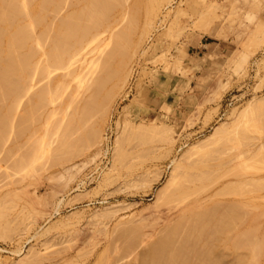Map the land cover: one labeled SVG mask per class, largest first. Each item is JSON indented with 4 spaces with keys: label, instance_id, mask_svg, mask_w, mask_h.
Here are the masks:
<instances>
[{
    "label": "rangeland",
    "instance_id": "1",
    "mask_svg": "<svg viewBox=\"0 0 264 264\" xmlns=\"http://www.w3.org/2000/svg\"><path fill=\"white\" fill-rule=\"evenodd\" d=\"M59 1L62 5L60 8L58 3L59 14H53L57 10L56 2L44 10L47 21L52 18L51 22L56 21L57 25L75 8H82L87 0ZM68 1L74 3L68 5ZM124 1L121 2L124 7L117 4L114 13L108 16L109 25L106 22L99 25V29L95 28L91 35L93 38L89 35L77 51L65 58L60 69L59 66L54 68L55 65L48 67L46 54L40 55L39 61L43 56V63L40 61L37 67L43 68L41 64L46 62L44 67H48L49 72L45 71L48 77L42 74L45 80L41 79L38 84L42 75L37 73L39 68L32 67L34 69L29 75L33 76H28L29 82L26 80L27 84H23L27 90L25 94L32 93L16 98V103L19 102L17 107L15 102L11 104L15 103L14 107H10L11 99L0 101L3 109L9 106L12 112L15 110V114L9 111L11 116L20 115L21 120L30 113L26 112L29 106L34 111L33 103L41 101L42 97L36 101L33 93L39 90L43 93L44 89L46 95L40 103L44 104H39L41 108L37 105L41 115L35 111L39 119L38 116L34 119V114L31 116L36 123L33 124L31 118L32 122L28 123L27 116L23 117L26 123L21 121L28 125L22 126V130L25 127L22 134L21 129L14 130L19 123L22 125L21 122L15 124L18 118L10 116L14 120L9 121L14 135L8 123L5 125L8 131L3 132L7 133L6 137L1 136L6 143L2 140L3 148L0 149V264H146L148 256L152 254L150 257H153V252L158 249L163 252L162 243L164 240L167 242L173 225L179 224L178 221L168 224L176 217L168 213L159 199L172 189L169 181L175 164L183 162L182 159L195 151V147L196 151L210 149L219 144L215 145L217 141L224 140L225 143L233 142L230 144L232 150L228 144H224L228 149L223 147L227 152L231 150L229 157L225 151H220L228 157L224 158L227 162L231 160L226 168L237 169L233 170L237 179L235 188L234 184L232 187L234 191L230 190V193L237 188L236 191L242 193L220 196L222 202L218 206L226 205V208L229 205L230 208L229 199L232 198L234 206L237 204L239 208H235L236 214H240L239 220L247 221L239 224L235 232L227 233L232 239H227L228 248L221 245L210 255L207 253L204 263L264 264V250L261 252L264 248V235H261L264 234V167L256 169L260 163L264 166V157L256 155L255 164L251 165V158L258 154L254 151L261 152L264 146V0ZM41 13L45 14L43 10ZM60 14L61 17L66 16L65 19L58 17ZM52 23L54 27L50 29H55ZM41 30L43 27L38 25L35 33ZM45 37L49 39L42 40L43 49L49 48L53 38ZM116 38L123 39L120 43L124 46L119 44L115 47ZM41 46L39 43L34 47L41 50ZM38 74L37 81L35 76ZM101 78H107L104 84ZM48 79L52 80L51 83ZM19 93L21 96L22 91ZM25 98L30 99L27 102ZM24 99L26 102H22ZM22 103L26 105L21 106ZM23 110L25 115H21ZM236 132L242 134L241 137ZM228 136L232 139L227 140ZM242 151L247 152H244L245 160L239 158ZM240 159L242 163H238ZM246 166L259 173H252ZM238 176L243 178L239 180ZM247 179L252 180L246 184ZM253 181L257 183L254 185ZM255 186H259V190H254ZM248 187L254 191L249 192ZM249 198L250 201H246ZM191 220L185 221L184 218V223L190 225ZM246 223L250 228L256 223L259 225L250 229L248 225L245 227ZM244 228L250 229V233H243ZM172 230L177 231L174 227ZM181 230L179 228L178 231L184 232L183 237L171 232L175 239H169L163 252H168L169 256L166 254L167 257L164 255L162 259V254V257L155 258L157 261L161 258V262L166 258L167 261L160 264H173L170 263L172 253L177 255L179 246L189 253L191 245L195 253L187 255L192 253L191 257L196 262L194 256L198 254L200 243L186 240L184 236L189 230ZM253 230L256 236H253ZM242 233L245 237L251 235L250 242L249 238L241 237L244 236ZM237 235L243 238L237 239L247 241L239 240L247 247L237 243L239 241L234 238ZM252 236L254 241H251ZM231 243L238 244L235 250ZM249 246L253 250H248ZM256 247L259 251H254ZM153 248L158 249L153 251ZM182 248L179 251L183 253ZM200 250L203 251L202 248ZM182 253L178 252L179 256ZM187 255L184 253L185 257ZM255 256L258 257L257 262L254 261ZM143 257L148 258L143 260ZM156 260L151 261L158 264Z\"/></svg>",
    "mask_w": 264,
    "mask_h": 264
},
{
    "label": "bare ground",
    "instance_id": "2",
    "mask_svg": "<svg viewBox=\"0 0 264 264\" xmlns=\"http://www.w3.org/2000/svg\"><path fill=\"white\" fill-rule=\"evenodd\" d=\"M73 1H76V0H73ZM84 1V0H83ZM120 1V3H118ZM152 1H154V0H152ZM56 2V3H55ZM122 0H87V1H85V5H84V2H83V7L82 6H80V7H82V8H79V10H76L77 8H75V10H73L72 12H71V14H69L68 12H66V13H68L69 15V18H68V16L66 17V16H64V17H66V19L64 18V17H61L62 15L60 14V16H58V17H61V18H64L65 20H63L62 19V22H58V25H57V23H55V22H53L54 24H55V29H52L54 26L53 25H51V21H53L52 20V18L50 19V21H47V18H46V12L44 11L46 8L48 9L49 8V6H52V5H54V3H55V9H57L56 10V12L58 11L59 12V10H58V8L60 7H57L58 6V3L61 5V3H60V1L59 0H0V101L1 100H5V102L7 101V100H9V99H11L12 101H10V107L11 106H13L14 107V104L16 103V98H18V97H24L25 95H27V94H25V93H27V90H25L24 88H23V86L24 85H26L27 83H26V80L29 78L28 76H31V75H29V72H30V70L31 69H34V68H32V67H36V68H39V67H37V65L39 66L40 64H38L40 61L43 63V60H42V58H44L43 56L41 57V60L39 61V58H40V55H42V54H46V56H45V60L48 62V67H50V68H53L54 67V65H55V67L54 68H56V66H59V69H60V64L62 65V64H64L63 63V61L65 60V58H67L68 59V57H69V54L72 52L73 53V51L75 50V51H77V48L78 47H80V45H81V43L85 40V39H87L88 38V36L90 35H92L93 36V34L94 33H92L93 32V30L96 28V30H97V28L99 29V25H103V24H105L107 21H109L107 18H108V16L110 15V13L112 12V13H114L113 12V9L115 8V7H117L118 5L117 4H119V6L121 7L122 6ZM123 2L125 3V1L123 0ZM70 3H74V2H69L68 1V5H70ZM78 3V2H77ZM123 3V4H124ZM152 3V2H151ZM121 4V5H120ZM133 4V3H132ZM67 5V6H68ZM73 5H76V3L75 4H73ZM54 6H53V8H54ZM64 7H66V5L64 6ZM68 7H70V6H68ZM75 7V6H74ZM122 7H124V6H122ZM27 8H28V10H27ZM53 8L51 9V10H53ZM60 8H62V5H61V7ZM59 8V9H60ZM67 8V7H66ZM137 8V7H136ZM47 9H46V11H47ZM54 9V10H55ZM29 10H31V11H29ZM42 10H43V12L45 13V14H42L41 12H42ZM53 10V11H54ZM65 10V9H64ZM128 10V9H127ZM133 10V9H132ZM140 10V9H139ZM53 11H52V13H53ZM135 11H137L136 9H135ZM55 12V13H56ZM53 13L54 15H57V14H59V13ZM48 13H50V14H52L51 12H48ZM48 13H47V15H48ZM135 13V12H134ZM130 14V13H129ZM67 15V14H66ZM111 16H113V15H111ZM52 17H53V15H52ZM55 17V16H54ZM110 17V16H109ZM49 18V17H48ZM135 18V17H134ZM58 20H61L60 18L58 19ZM133 21V20H132ZM137 21V20H136ZM135 21V22H136ZM49 22H51V23H49ZM52 23V24H53ZM110 23V22H109ZM112 23V22H111ZM50 24V25H49ZM42 26L43 27V30H41L39 33H35V28H36V26ZM96 25H98V27L96 26ZM106 25H109L108 24V22H107V24ZM51 26H53L51 29H50V27ZM101 27H103V26H101ZM107 28H108V26H107ZM106 28V29H107ZM53 30V31H52ZM105 30V29H104ZM103 30V31H104ZM94 32H96V31H94ZM123 33V32H122ZM121 33V34H122ZM96 34V33H95ZM121 34H119V35H121ZM45 36H50V38L51 37H53V38H51V45H48V47L49 48H47V49H43L42 47L43 46H41V43L43 44V42H45V39H47L48 37H45ZM91 36V37H92ZM116 37H118L117 35H116ZM120 37V36H119ZM118 37V38H119ZM93 38V37H92ZM44 39V41L42 42V40ZM49 39V38H48ZM115 39V38H114ZM117 39V38H116ZM120 39V38H119ZM118 40V39H117ZM122 40L123 39H121V41L120 40H118L117 41V43H116V41H115V47H117L116 45H118L119 46V44H121L120 42H122ZM48 41H46V43H47ZM124 42V41H123ZM39 43H40V46H41V48L43 49H41L40 50V48H37V50H36V47H34L36 44H38L39 45ZM84 43V42H83ZM82 43V44H83ZM125 43V42H124ZM47 44H50L49 42L47 43ZM47 44L45 45V48H46V46H47ZM122 46H124V44L122 43L121 44ZM120 45V46H121ZM121 46V47H122ZM39 47V46H38ZM81 50V49H80ZM74 51V52H75ZM71 56V55H70ZM66 59V60H67ZM49 60H50V62H49ZM68 61V60H67ZM44 63V64H45ZM44 64H41L42 65V67L43 68H39L38 70L39 71H37V73L39 72V74H43V75H45V77L47 76V74H45V71H47L48 69V67H44ZM49 64H50V66H49ZM52 64V65H51ZM121 64H123V63H121ZM35 65V66H34ZM53 66V67H52ZM64 67H65V65H63ZM74 66V65H73ZM58 68V67H57ZM41 69H43V70H41ZM45 69V70H44ZM58 69V70H59ZM63 69V68H62ZM61 69V70H62ZM35 71V70H34ZM40 71H42V72H40ZM55 71V70H54ZM47 72H49V70L47 71ZM56 72H58V71H56ZM73 72V71H72ZM31 73H33V72H31ZM30 73V74H31ZM36 75L35 77H37V78H35V79H37V81H38V77H40V75ZM68 74V73H67ZM73 74V73H72ZM43 75L41 76V77H43ZM33 76V75H32ZM31 76V77H32ZM52 76H54V75H52ZM70 76V75H69ZM30 77V78H31ZM40 77V79H39V83L38 84H40V80L41 79H44L45 77H43V78H41ZM48 77V76H47ZM76 77V76H75ZM77 78V77H76ZM52 79V78H51ZM104 79L105 78H103V80H102V78L100 79V80H102L101 81V83L104 81ZM107 79V78H106ZM105 79V80H106ZM28 80H30V79H28ZM27 80V81H28ZM45 80V79H44ZM47 81H49V79L47 80ZM50 81H52V80H50ZM49 81V82H50ZM29 82V81H28ZM30 82H32V79H31V81ZM34 82V81H33ZM42 82H43V80H42ZM45 82V81H44ZM105 82V81H104ZM104 82H103V84H104ZM24 83H26V84H24ZM51 83V82H50ZM98 83H99V81H98ZM24 84V85H23ZM28 85H30V83L28 84ZM36 85V84H35ZM50 85V84H49ZM100 86H102V84H100ZM104 86V85H103ZM36 87V86H35ZM34 87V88H35ZM38 87V86H37ZM42 87V86H41ZM22 88V89H21ZM27 88H29L28 86H27ZM44 88V87H43ZM46 88H47V86H46ZM101 88V87H100ZM23 89H24V91H26V92H24L23 91ZM33 89V88H32ZM36 89V88H35ZM34 89V90H35ZM38 89H39V87H38ZM48 89V88H47ZM29 90V89H28ZM20 91H22V93H24V94H22L21 93V96H20ZM30 91H33V90H30ZM38 91V90H37ZM43 91V93L42 92H40V90L38 91V92H40L39 93V95L35 92V93H33L36 97H37V99H36V101L38 100V98H40V97H42L41 98V101H42V99H44V97L46 96L45 94H44V89L42 90ZM49 91V90H48ZM32 92H30V94H31ZM47 93V92H46ZM19 94V95H18ZM30 94H29V92H28V95L27 96H30ZM40 94H42V95H40ZM22 95H24V96H22ZM47 95H48V93H47ZM34 97V96H33ZM33 97H31V98H33ZM14 99V100H13ZM26 99V98H25ZM25 99H24V101H22V102H28V99H30V98H27L26 99V101H25ZM21 100H23V99H21ZM32 100V99H31ZM40 100V99H39ZM19 101V100H18ZM41 101H38V102H36V104H34L33 103V107H35V108H33L34 109V111L32 110H30V106H29V110L27 109L26 110V112L28 111V112H30L29 114H27V115H25V113H24V111L25 110H23V113H21V115H25V116H27V117H25V116H23V117H25V118H27L26 119V121L29 123H31L32 121H33V124L34 123H36V122H34V119H36L37 118V116L38 115H36V114H38V113H36V112H39V111H37V109L38 110H40V105H43V104H40L41 103ZM45 101V100H44ZM13 102H15L13 105H11ZM43 102V101H42ZM46 103V102H45ZM6 104V103H5ZM8 104V105H9ZM17 104H19V102L18 103H16V105H15V107H17L18 105ZM25 103H22L21 104V106L22 105H24ZM28 104V103H27ZM40 104V105H39ZM7 105V104H6ZM26 105V104H25ZM37 105H39V107L37 108ZM20 106V107H21ZM4 107V106H3ZM7 107V106H6ZM12 107V108H13ZM11 108V109H12ZM23 108H25V106L23 107ZM22 107H21V109H23ZM13 110V109H12ZM20 110V109H19ZM12 112L11 110H10V108H9V106H8V108H6V109H3L2 108V106H0V133H1V130H3V127H4V130L2 131V133L7 129H5V125L6 124H8L9 123V121H10V119H11V121L13 122L14 120H12V118L11 117H13L14 118V115L13 116H11V114L13 113V112H15V110H13V112L10 114V112ZM36 111V112H35ZM8 112H9V114H8ZM27 112V113H28ZM19 113V112H18ZM43 113V112H42ZM8 114V118H6V116L5 115H7ZM13 114H15V113H13ZM32 114H34V119L31 117V116H33ZM39 114H40V112H39ZM41 115V114H40ZM5 116V117H4ZM11 116V117H10ZM19 117H20V115H18ZM30 116V117H29ZM19 117H17V116H15V118L14 119H17L16 120V122H14L15 124L19 121V122H21V124L22 125H20V123L18 124L19 126H16L15 127V125H14V123H13V125H14V127H15V129L14 130H16V129H21V128H23L22 126H25V123H26V121H25V118H24V120H22L23 119V117H21V120L22 121H24V122H22L20 119H19ZM41 117V116H40ZM32 119V121H31V119ZM9 119V120H8ZM37 119H39V116H38V118ZM7 121L8 120V122H4V121ZM35 121H40V120H35ZM4 122V123H3ZM12 122H10L9 123V130H11L12 128H11V126H12ZM24 123V124H23ZM237 124V123H236ZM3 125V126H2ZM11 125V126H10ZM28 125V124H27ZM26 125V126H27ZM25 126V127H26ZM32 126V125H31ZM18 127V128H17ZM20 127V128H19ZM25 127H24V129L23 130H25ZM29 127V126H28ZM233 127V126H232ZM239 127V126H238ZM237 127V128H238ZM241 127V126H240ZM236 128V129H237ZM243 128V127H242ZM30 129V128H29ZM247 129V128H246ZM22 129H21V133L23 134L25 131H23ZM225 130V129H224ZM224 130H222V133H223V131ZM228 130V129H227ZM244 130V129H243ZM248 130V129H247ZM246 130V131H247ZM6 131H8V129L6 130ZM28 131V130H27ZM229 131V130H228ZM245 131V132H246ZM10 132H14V131H10ZM225 132V131H224ZM230 132V131H229ZM234 132H235V130H234ZM233 132V133H234ZM245 132H243V133H245ZM249 132V131H248ZM1 133V134H2ZM20 133V134H21ZM219 133V132H218ZM220 133H221V130H220ZM226 133V132H225ZM236 133H238L239 134V132H236ZM240 133H241V131H240ZM247 133V132H246ZM0 134V137L2 136V137H6L5 136V134H7V133H3V135H1ZM8 134H9V132H8ZM19 134V133H18ZM21 134V135H22ZM227 135H228V133H226ZM225 134V135H226ZM238 134H236V135H238ZM248 134V133H247ZM251 134V133H250ZM12 135H14V133L12 134ZM16 135V134H15ZM222 135V134H221ZM240 135V134H239ZM242 135V134H241ZM241 135L239 136V137H241ZM218 136H220V135H218ZM248 136V135H247ZM247 136H243V137H247ZM0 138L1 140H0V143H1V145H0V149L1 148H3V147H1V146H3V141L2 140H4V142L6 143V140L4 139V138ZM18 137H20V135L19 136H17V138ZM221 137V136H220ZM223 137V136H222ZM226 137V136H225ZM238 137V136H237ZM9 138V137H8ZM218 139H219V137H217ZM216 138V139H217ZM224 138V137H223ZM228 138V139H227ZM226 139L227 140H231L232 139V137H230L231 139H229V136L227 137ZM235 138V137H234ZM8 140V139H7ZM11 140V139H10ZM213 140H214V138H213ZM223 140V139H222ZM2 141V142H1ZM212 141V140H211ZM225 141V140H224ZM216 142L215 143V145L217 144V143H219L216 147L215 146H211V148L209 149V147H207L206 149H203V150H198V151H196V147L194 148L195 149V151L193 150V151H191L192 153H190L189 152V156L187 155V158L185 159H182V160H184L183 162L181 161V162H179V161H177V162H179V163H176L175 164V167H174V171H173V175H171V180L169 181L170 182V186H172V189L171 190H169V193H167V194H164L163 196H162V198H159L160 199V204L168 211V213H171L174 217H176V219L174 220V218L172 219L173 221H172V223H171V221H170V223H168V224H174V223H177V221L179 222V224L177 223V224H175L176 225V227H175V225H173V227H174V229H176L177 231L179 230V228H180V230H181V228H182V230L181 231H185V229H187V230H189L188 231V233L187 234H185L186 236H184V237H187V239L186 240H188V239H191V241L193 240V241H195V242H197L198 244L200 243V248L199 247H195V248H199V251H197V253L198 254H194L195 256L194 257H196L197 259H196V262L195 261H193V259H192V257H193V252H194V247H192L193 245H191V246H189V248L188 247H186V248H188L189 249V253L190 252H192L191 253V255H192V257H191V255H187V254H189V253H187L186 251H184V250H186V249H183L182 248V246H179L178 247V249L176 250L177 251V255H178V257H177V255L175 254V252L174 253H172L174 256H175V258L176 259H172V258H174L173 257V255L170 257L171 258V261L170 260H168V261H170V263L172 262L173 264H175L176 263V261H178V260H181V261H178L180 264H205L206 263V261H205V255H207V253H208V255H210L209 253L210 252H212L213 253V250L214 249H216L217 247H219V246H223L224 247V245H225V248L227 247H229V245H228V240L230 239V238H228V236H227V233L228 232H230V231H232V233L233 232H235L234 230H236L237 229V227L239 226V224H243L244 222H246L247 221V219H245V220H243L242 222H241V220H239L240 219V217H238V214L239 213H237L236 214V212H237V210L236 209H239V208H237L236 207V205L234 206V201H233V199L231 198V199H229V201H230V203H228V204H230L231 206H230V208L227 206L226 208H225V206H224V208H222L221 206L219 207L218 206V203L220 204L222 201H220L221 200V198H220V196H222V195H224L225 196V194L226 195H230L231 193V191L230 190H232V192L234 191L233 189H232V187H233V184L236 182L235 181V179H237L236 177H237V175H236V171L234 172L235 173V175H234V173H233V170H237L236 169V167H235V169H229V168H226V165H227V163L228 162H230L231 160L229 159V161L227 162V159L225 160L224 158H226L225 157V155H222V153L224 154V152H220L221 150H223V151H225V153H227L228 154V157H229V155H231V154H229V152H231V145L230 144H233V142L231 143L230 141V143H228V141H226L227 143H225V142ZM235 141V140H234ZM246 141H248V140H246ZM8 142H10V141H8ZM7 142V143H8ZM213 142V141H212ZM237 142V141H236ZM236 142H234V143H236ZM249 142V141H248ZM247 142V143H248ZM207 143V142H206ZM209 143V142H208ZM211 143V142H210ZM209 143V144H210ZM10 144V143H9ZM208 144V145H209ZM214 144V143H213ZM223 144V146H221V145ZM224 144H228V146H230V151L229 152H227L226 151V149H228V148H226V145H224ZM240 144V143H239ZM243 144V143H242ZM241 144V145H242ZM5 145V144H4ZM198 145V144H197ZM207 145V146H208ZM212 145V144H211ZM244 145V144H243ZM263 145V144H262ZM261 145V146H262ZM7 146V145H6ZM6 146H5V148H6ZM201 145H199L198 146V148L200 147ZM220 146L222 147V149L220 148ZM227 146V147H228ZM261 146H259V147H261ZM11 147V146H10ZM9 147V148H10ZM203 147H205L204 145H203ZM223 147H225V148H223ZM264 147V146H263ZM263 147H261L260 149H261V152H259L258 150L257 151H254V153H257L258 152V154H252V156L254 155L255 157H253V158H251V153H250V156H249V154H248V156L251 158V160H252V162H251V165H252V163H254L253 161H254V159L257 157L256 155H262V158L264 157L263 155H264V148ZM8 148V150H11V149H9ZM233 148V147H232ZM201 149H202V147H201ZM225 149V150H224ZM238 149V148H237ZM243 149H244V147H243ZM234 150V149H233ZM6 151H7V149H6ZM189 151V150H188ZM241 152V151H240ZM243 152V151H242ZM246 154H247V152L246 151H244ZM244 152H243V155H242V153L240 154L239 152V156H238V154L236 155V156H238L239 158H241V159H246V158H244L243 156H246V155H244ZM3 153H5V150L2 152V154ZM7 153V152H6ZM10 153V152H9ZM188 153V152H187ZM253 153V152H252ZM261 153V154H260ZM3 156V155H2ZM4 156H6V154H4ZM224 156V157H223ZM236 156H235V158H236ZM242 156V157H241ZM1 157V156H0ZM227 157V158H228ZM237 157V158H238ZM261 157V156H260ZM260 157H258V158H260ZM231 158V157H230ZM238 158V159H239ZM250 158H248V159H250ZM257 158V159H258ZM231 159H233L234 160V158H231ZM240 159V160H241ZM248 159H247V161H248ZM256 159V160H257ZM261 159V158H260ZM250 160V161H251ZM255 160V161H256ZM261 160H263V159H261ZM242 161L243 160H241V161H239L238 163H242ZM250 161H249V163H250ZM225 162H226V164H225ZM262 162V161H261ZM245 163V162H244ZM247 163V162H246ZM245 163V164H246ZM248 163V165L250 166V164ZM260 163V162H259ZM263 163H264V161H263ZM245 164H243V166L245 165ZM255 164V163H254ZM262 163H260V165H257L258 167L256 168V169H258L259 167L262 169L264 166H262L261 165ZM241 165V164H240ZM234 166V165H233ZM232 166V167H233ZM256 166V165H255ZM262 166V167H261ZM241 167V166H240ZM248 169H250V167H248V166H246ZM231 168V167H230ZM245 168V167H244ZM246 168V169H247ZM252 168H253V166H252ZM229 169V170H228ZM245 169V170H246ZM244 170V171H245ZM252 170H254V171H251V169H250V171L252 172V173H254L256 170H255V168L254 169H252ZM259 170V169H258ZM242 171V170H241ZM244 171H243V176H245L244 175ZM261 171V170H260ZM239 172V171H238ZM246 172V171H245ZM249 172V171H248ZM262 172V171H261ZM240 173V172H239ZM239 173H237V174H239ZM255 173H259V171L258 172H255ZM247 174V173H246ZM249 174H251V173H249ZM240 175V174H239ZM252 175V174H251ZM254 175V174H253ZM242 177V176H241ZM241 177L239 178V176H238V178H239V180L241 179ZM243 178V177H242ZM250 178V177H249ZM255 179V178H254ZM257 179V178H256ZM255 179V180H256ZM245 180H246V178H245ZM250 180V179H249ZM248 179H247V182H246V184L248 183V181H249ZM252 180V179H251ZM250 180V181H251ZM254 180V181H255ZM259 180H260V178H259ZM253 181V182H254ZM263 181V180H262ZM262 181H260V184L259 185H261L262 184ZM240 182V181H239ZM239 182H237V183H239ZM242 182V181H241ZM240 182V183H241ZM244 182V181H243ZM264 182V181H263ZM237 183H236V185H237ZM252 183V182H251ZM257 183V182H256ZM255 182L253 183L254 185L256 184ZM243 184V183H242ZM245 184V183H244ZM249 184H250V182H249ZM240 185V184H239ZM258 185V184H257ZM241 186V185H240ZM243 186V185H242ZM237 187H239V186H237ZM247 187V186H246ZM253 187V186H252ZM258 187L259 186H255V188H254V190L255 189H258ZM261 188H262V185L260 186ZM234 188H235V184H234ZM249 188V187H248ZM248 188H246V189H248ZM260 188V189H261ZM170 189V188H169ZM238 189V188H237ZM237 189H235V192L234 193H232L231 195H234L235 193V196H238V194H240V193H242L241 191L238 193L236 190ZM240 189V188H239ZM243 189L245 190V187H243ZM242 189V190H243ZM243 190V191H244ZM250 190H253L252 188H249V192H250ZM253 190V191H254ZM259 190V189H258ZM262 190V189H261ZM239 191V190H238ZM245 191H247V190H245ZM244 191V192H245ZM252 191V192H253ZM252 192L250 193L251 195H252ZM238 193V194H237ZM247 193V192H246ZM255 193V192H254ZM253 193V194H254ZM244 194V193H243ZM249 194V195H250ZM245 195V194H244ZM264 195V194H263ZM224 196H222V197H224ZM241 196V195H240ZM245 196H247V195H245ZM260 196H262V195H260ZM242 197H244L243 195H242ZM259 197V196H258ZM263 197V196H262ZM251 198H253V197H251ZM251 198H249L248 200L246 199V201H250V199ZM256 198V197H255ZM258 199V198H257ZM159 202V201H158ZM237 201H235V203H236ZM238 204H239V202H237ZM222 204H224V203H222ZM240 204H242V203H240ZM245 204V203H244ZM249 205V204H248ZM220 208H218V207ZM240 206V205H239ZM247 206V205H246ZM240 207H243V205L242 206H240ZM249 207V206H248ZM253 207V206H252ZM256 206H254V208H255ZM222 208V209H221ZM228 208V209H227ZM236 208V209H235ZM247 208V207H246ZM257 209V208H256ZM250 210V209H249ZM240 211V210H239ZM250 213V212H249ZM251 213H252V211H251ZM257 215V214H256ZM239 216H240V214H239ZM178 217V218H177ZM249 217L251 218V216L249 215ZM180 218V219H179ZM181 218H182V221H180L181 220ZM184 218H185V221H187V219L189 218V221H190V219H192L191 220V222H189L190 223V225L188 224V222H187V225H189V228H188V226L184 223L185 221H184ZM250 218H249V220H250ZM167 220V219H166ZM253 220H255V217H254V219ZM174 222V223H173ZM181 222L182 223H184V225L185 226H187V228H184V225L183 224H181ZM239 222V223H238ZM251 223H252V221H251ZM182 225V227H181V225ZM253 224H254V221H253ZM252 224V225H253ZM179 225V226H178ZM245 225V227H248L250 224H248V223H246V224H244ZM246 225H248V226H246ZM256 225H259V223H256L255 224V226ZM262 225V224H261ZM254 226V225H253ZM252 226V227H253ZM254 226V228H256ZM168 227V226H167ZM173 227H172V229H173ZM179 227V228H178ZM251 227V228H252ZM261 227V226H260ZM170 228V227H169ZM241 228V227H240ZM249 228H250V226H249ZM250 228V229H251ZM254 228H252V229H254ZM258 228V227H257ZM264 228V227H263ZM172 229H170L171 230V232H173V230ZM250 229H249V231H250ZM187 230H186V232H187ZM239 230V229H238ZM242 230V229H241ZM259 230V229H258ZM262 230V229H261ZM175 231V230H174ZM177 231H175V232H173L174 234L176 233V235H177V233H178V235H177V237H181L180 235H182L183 233L181 232H177ZM244 231H248V230H245V228H244V230H242V232L244 233ZM248 231V232H249ZM252 231V230H251ZM262 231H264V229L262 230ZM170 232V231H169ZM170 232V235L172 236V234L173 233H171ZM185 232V233H186ZM248 232H246V234H248ZM260 232V231H259ZM242 233V235H244ZM250 233V232H249ZM252 233H254L253 234V236L255 235L256 236V234H255V230H253V232ZM251 233V234H252ZM264 233V232H263ZM239 235L241 234V232L239 231V233H238ZM167 235V234H166ZM166 235H164V236H166ZM170 235H168V239H166L167 240V242L169 241V239L171 240L172 238H174L175 239V237L174 236H172L171 238H170ZM184 235V234H183ZM183 235H182V237H183ZM228 235H229V233H228ZM235 235H236V233H235ZM239 235H237V237L236 236H234V238H241V237H245V235L244 236H241V237H238ZM261 235H264V234H261ZM248 236V235H247ZM246 236V237H247ZM251 235H249V237H247V240H248V238H249V242H250V237ZM253 236H252V239H251V241H254L253 240ZM258 236V235H257ZM230 237H232V236H230ZM246 237H245V239H246ZM262 237V236H261ZM261 237H260V235H259V239H261ZM233 238V239H234ZM257 238V237H256ZM162 239H163V237H162ZM161 239V240H162ZM164 239H165V237H164ZM163 239V240H164ZM185 239V238H184ZM228 239V240H227ZM235 239V241H242L241 239H243V238H241V239H237L236 240ZM244 239V240H245ZM264 239V238H263ZM185 240V241H186ZM230 240H232V239H230ZM243 240V241H244ZM156 241V240H155ZM172 241V240H171ZM235 241L233 240V242L235 243ZM237 242V243H239V244H241V246H243L244 247V245L245 244H243L242 245V242ZM159 242H160V239H159ZM166 242V243H167ZM187 242V241H186ZM195 242H193V243H195ZM245 242V241H244ZM243 242V243H244ZM247 242V241H246ZM245 242V243H246ZM249 242L247 243V244H249ZM261 242V241H260ZM157 243V242H156ZM164 243V244H163ZM162 243V248L160 247V245L158 246V247H160V249H162L163 250V252H165V248L167 247H164L165 246V240H164V242ZM169 243V242H168ZM192 243V244H193ZM232 244L231 243V247H233L232 249H234L235 250V246H236V248H237V245L238 244ZM264 243V242H263ZM159 244V243H158ZM184 244H185V242H184ZM198 244H196L195 243V245H198ZM252 245H255V242H254V244H253V242L251 243ZM250 244V245H251ZM259 244H261V243H259ZM150 245H152V243L150 244ZM262 245V244H261ZM148 246V245H147ZM157 246V245H156ZM170 246V245H169ZM241 246L240 247H238V249L240 248L241 249ZM248 246V245H247ZM246 245H245V247H247ZM255 246H257V244L255 245ZM151 247V246H150ZM182 248L183 250V253L181 252V251H179V248ZM183 247H184V245H183ZM184 247V248H185ZM190 247H192V248H190ZM242 247V248H243ZM249 247H251L250 249H249ZM248 247V250H253V247L252 246H249ZM264 247V246H263ZM203 249V251L202 250H200V249ZM224 248V249H225ZM257 248V249H256ZM255 248V250L254 251H259V248L258 247H256ZM261 248V247H260ZM158 248H156V250H157ZM187 249V250H188ZM237 249V250H238ZM244 249V248H243ZM155 250V248H153V251H156ZM167 250L169 251V248H167ZM198 250V249H197ZM219 250H221L220 248H219ZM230 250V249H229ZM263 250H264V248H262V251L261 252H263ZM147 251V250H146ZM171 251V250H170ZM174 251V250H173ZM216 251V250H215ZM218 251V250H217ZM253 251V252H254ZM143 252H144V250H143ZM161 250H159L158 249V251L157 252H153V257H150L151 255H149L148 256V254H146L145 256H148L149 257V259H148V261L150 262L152 259H153V261L154 260H156V259H158V257H160L162 254H163V252H161ZM178 252L179 253H182L181 255L182 256H179L180 254H178ZM202 252H204V254L202 253ZM253 252H251V255H252V253ZM260 252V253H261ZM142 253V252H141ZM140 253V254H141ZM149 253V252H148ZM159 254V255H157V254ZM168 253V252H167ZM166 253V254H167ZM184 253L187 255L186 257L184 256ZM195 253V252H194ZM218 253V252H217ZM249 253H250V251H249ZM156 254V255H155ZM166 254H163V258L162 259H164V255L166 256ZM256 254H257V252H256ZM255 254V255H256ZM258 254H259V252H258ZM262 254V253H261ZM264 254V253H263ZM262 254V255H263ZM142 255V254H141ZM140 255V256H141ZM168 255V254H167ZM212 255V254H211ZM253 255H254V253H253ZM155 256V257H154ZM169 256V255H168ZM185 257L184 259L183 258H181V257ZM215 256H218V254L216 255L215 254ZM246 256V255H245ZM257 256H259V257H261L260 255H257ZM257 256H255V260H254V257H253V260L254 261H258V259L256 260V257ZM148 257H146V258H148ZM162 257V256H161ZM167 257V256H166ZM207 257V256H206ZM212 257H214V256H212ZM250 257V256H249ZM146 258H142L143 260H145ZM150 258H151V260H150ZM156 258V259H155ZM169 258V257H168ZM177 258H179V259H177ZM207 258H209V257H207ZM216 258V257H215ZM258 258V257H257ZM160 259L161 258H159V261H157L158 262V264H160V263H162V262H164L165 260H166V258H165V260L163 261L162 260V262L160 261ZM210 259H213V258H211L210 257ZM250 259V258H249ZM195 260V259H194ZM252 260V261H253ZM153 261H151V262H153ZM167 261V260H166ZM174 261V262H173ZM142 262V261H141ZM145 262V261H144ZM149 262H147L146 261V264L148 263L149 264ZM150 262V263H151ZM156 262V263H157ZM177 262V263H178ZM205 262V263H204ZM211 262V261H210ZM213 262V261H212ZM143 263V262H142ZM154 264H155V262H153ZM176 263V264H177ZM216 263V262H215ZM220 263V262H219ZM218 263V264H219ZM252 263V262H251ZM152 264V263H151Z\"/></svg>",
    "mask_w": 264,
    "mask_h": 264
}]
</instances>
